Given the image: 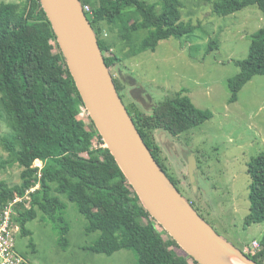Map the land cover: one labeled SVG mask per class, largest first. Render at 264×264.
<instances>
[{
	"label": "trees",
	"instance_id": "1",
	"mask_svg": "<svg viewBox=\"0 0 264 264\" xmlns=\"http://www.w3.org/2000/svg\"><path fill=\"white\" fill-rule=\"evenodd\" d=\"M210 4L214 15L226 16L249 5H256L264 17V0H201ZM96 35L120 97L125 88L112 72L122 63L121 49L127 54L154 51L161 40L181 38L192 32L190 23L181 20L180 0H80ZM122 15L133 21L126 25ZM122 26L119 27V24ZM146 32L141 38L139 33ZM218 47L210 41L208 50ZM109 61V62H108ZM238 74L228 80L229 102L254 76H264V28L251 36L248 56L237 61ZM126 109L154 159L180 192L178 181L170 178L159 159V147L152 136L154 128L172 137L196 127L212 117L208 110L196 108L186 90L156 105L151 113L135 103ZM82 113V115H80ZM10 130L15 142L11 163L22 170L16 182L0 181V202L31 193L29 206L15 217L22 235L38 213L54 224L59 241L66 245V204L59 195L76 204L87 220V232H100L99 239L86 247L111 255L120 249L137 253L135 264H197L188 255L175 250L178 245L160 228L140 204L101 137L92 124L74 81L68 71L51 25L39 0L0 3V121ZM8 137V138H9ZM0 137V142H5ZM35 161L42 163L40 177ZM0 162V168L5 167ZM249 212L244 225L264 223V152L250 159L246 168ZM193 208L197 211L194 205ZM254 255L247 257L264 264V236Z\"/></svg>",
	"mask_w": 264,
	"mask_h": 264
},
{
	"label": "rangeland",
	"instance_id": "2",
	"mask_svg": "<svg viewBox=\"0 0 264 264\" xmlns=\"http://www.w3.org/2000/svg\"><path fill=\"white\" fill-rule=\"evenodd\" d=\"M19 1L0 0V3ZM156 1L146 0L148 3ZM180 2L181 20L193 27L191 34L161 40L154 51L135 55L132 52L128 55L126 46L118 43L117 48H123L119 52L122 63L116 64L112 72L125 84L121 92L125 106L135 103L130 94L136 90L140 100L145 102L143 94L146 92L156 105L186 90L196 108L212 113L209 120L177 137L158 128L153 129L152 136L159 147V159L168 176L178 181L180 193L221 237L246 254V250L258 246L264 236V223L244 225L249 212L247 163L264 152V76H254L244 84L233 102H229L228 80L238 74L236 62L247 58L251 36L264 28V17L256 5L216 16L211 5L201 0ZM128 16L122 15L126 25L133 21L132 16ZM139 35L143 38L146 32L141 31ZM210 41H216L218 47L207 51ZM140 90L144 91L140 93ZM148 110L142 111L149 114L151 110ZM160 132L166 137L160 136L158 141L154 136ZM9 134V128L1 119L0 137H5L6 141L0 142V162L6 165L0 168V181L13 183L22 168L10 162L16 145ZM183 150L187 151L186 155L192 152L196 158V192L188 183ZM59 197L66 204L67 244L59 241L52 221L38 213L25 224L30 235H22L20 231L15 234V249L23 259L22 264L137 262V253L132 249H120L111 255L86 249L99 239L100 232H87V220L78 212L76 204L63 195ZM175 251L182 255L181 249Z\"/></svg>",
	"mask_w": 264,
	"mask_h": 264
},
{
	"label": "water",
	"instance_id": "3",
	"mask_svg": "<svg viewBox=\"0 0 264 264\" xmlns=\"http://www.w3.org/2000/svg\"><path fill=\"white\" fill-rule=\"evenodd\" d=\"M55 35L88 117L140 204L178 247L197 264H257L221 237L193 208L152 156L129 115L105 63L80 0H39ZM131 97L142 102L137 91ZM151 103V97L145 95ZM187 178L197 190V163L186 162Z\"/></svg>",
	"mask_w": 264,
	"mask_h": 264
},
{
	"label": "built area",
	"instance_id": "4",
	"mask_svg": "<svg viewBox=\"0 0 264 264\" xmlns=\"http://www.w3.org/2000/svg\"><path fill=\"white\" fill-rule=\"evenodd\" d=\"M87 10V8H84ZM105 146V144L101 145ZM32 167L38 168L37 175L40 177L42 163L35 161ZM39 184L31 187L22 195H14L10 200L0 202V264H22V257L15 249V234L20 231V225L14 220L18 212L26 210L29 206L31 193L38 189ZM259 246L254 245L246 250L245 255H254Z\"/></svg>",
	"mask_w": 264,
	"mask_h": 264
},
{
	"label": "flooded vegetation",
	"instance_id": "5",
	"mask_svg": "<svg viewBox=\"0 0 264 264\" xmlns=\"http://www.w3.org/2000/svg\"><path fill=\"white\" fill-rule=\"evenodd\" d=\"M142 91H144V90H140V93H142ZM143 95H144V97H145L146 92H144ZM140 103H141L140 105H141L142 107H146V108H148V109H150V110H151V109L153 110V108H151V105H154L153 101H152V103H150V104H149V103H145V102H140ZM155 106H156V105H155ZM155 106H154V107H155ZM151 112H152V111H151ZM173 148L175 149V147H173ZM180 149H181V148H180ZM186 152H187V151H185V150H183V151L181 152V153H182V158H183L185 164H186V162H187V157H188V155L192 153V152H189V154L186 155ZM197 176H198V173H197ZM190 203H192V202H190ZM192 204H193V203H192Z\"/></svg>",
	"mask_w": 264,
	"mask_h": 264
},
{
	"label": "crops",
	"instance_id": "6",
	"mask_svg": "<svg viewBox=\"0 0 264 264\" xmlns=\"http://www.w3.org/2000/svg\"><path fill=\"white\" fill-rule=\"evenodd\" d=\"M136 91H138V90H136ZM146 95H148V94H146ZM145 98V97H144ZM151 100H152V98H151ZM153 101V100H152ZM152 101H151V103H152ZM133 102H135V103H137L139 106H140V108L142 109V110H145V111H149L148 110V108H146V107H143L142 108V106L140 105L141 103L140 102H136L135 100L133 101ZM143 102V101H142ZM145 103H149L147 100H145ZM154 103V102H153ZM156 104L154 103V105H151V108H154V106H155ZM151 111H152V109H151ZM151 113V112H150ZM164 133V132H163ZM162 132H160V133H158L157 135H155L154 137H155V139L157 138V140L159 141V137L160 136H163V137H166V135H164ZM167 134V133H166ZM168 135V134H167ZM161 140H163L162 138H160ZM157 140H156V142H157ZM161 144L162 143H160L159 145L161 146Z\"/></svg>",
	"mask_w": 264,
	"mask_h": 264
},
{
	"label": "bare ground",
	"instance_id": "7",
	"mask_svg": "<svg viewBox=\"0 0 264 264\" xmlns=\"http://www.w3.org/2000/svg\"><path fill=\"white\" fill-rule=\"evenodd\" d=\"M223 259H226L227 261L231 262L232 264H243L240 260H238L237 258H230V257H226V256H221Z\"/></svg>",
	"mask_w": 264,
	"mask_h": 264
}]
</instances>
